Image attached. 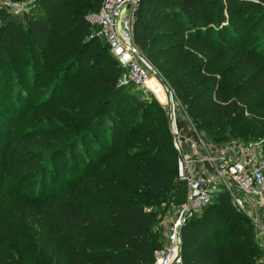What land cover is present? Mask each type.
I'll list each match as a JSON object with an SVG mask.
<instances>
[{
  "label": "trees",
  "instance_id": "trees-1",
  "mask_svg": "<svg viewBox=\"0 0 264 264\" xmlns=\"http://www.w3.org/2000/svg\"><path fill=\"white\" fill-rule=\"evenodd\" d=\"M100 6L101 0H42L41 12L22 13L18 20L0 11V91L15 92L10 102L0 94V171L16 161L22 182L37 181L38 201H18L25 216L40 219L49 264H149L161 245L151 230L153 206L181 200L182 190L174 191L177 155L165 110L139 104L133 111L140 110V119L115 128L127 94L118 84L117 61L89 19ZM132 27L139 50L203 138L249 140L243 133L261 132L264 0H139ZM37 89L48 101L59 95L72 107L66 118L56 104L41 102L35 109L63 128L68 146L59 151L70 152L66 175V164L55 157L51 166L39 167L42 155L32 147L43 128L28 138L16 133L21 110ZM126 146L134 150L125 153L131 162H124L119 177L87 162L93 154L98 160L123 155ZM166 153L173 154L174 167ZM4 181L2 174L0 195ZM87 192L99 198L82 199ZM10 233L0 209V235ZM181 239L183 264H264L251 222L225 193L182 226Z\"/></svg>",
  "mask_w": 264,
  "mask_h": 264
},
{
  "label": "built area",
  "instance_id": "built-area-1",
  "mask_svg": "<svg viewBox=\"0 0 264 264\" xmlns=\"http://www.w3.org/2000/svg\"><path fill=\"white\" fill-rule=\"evenodd\" d=\"M42 0H1L0 11L29 13ZM139 0H101L97 14L89 19L98 25V36L117 61L120 86H134L152 95L165 110L172 146L176 151L175 180L184 184L182 201L165 229L161 245L149 264H183L181 228L202 214L218 193H225L231 205L252 225L255 244L264 250V145L262 140L232 138L214 143L193 127L175 94L155 67L141 53L133 35V21ZM160 90L164 99L158 97ZM180 106L183 120H178ZM180 121L183 127L179 126ZM185 128V130H184ZM147 211L150 208L146 209ZM264 262V260H261Z\"/></svg>",
  "mask_w": 264,
  "mask_h": 264
},
{
  "label": "rangeland",
  "instance_id": "rangeland-1",
  "mask_svg": "<svg viewBox=\"0 0 264 264\" xmlns=\"http://www.w3.org/2000/svg\"><path fill=\"white\" fill-rule=\"evenodd\" d=\"M1 1V0H0ZM41 12L38 6L35 8ZM34 9V10H35ZM2 12L6 13V9H2ZM11 15L10 17L14 18V20H18V15H13L11 13H7ZM262 38V36H261ZM259 44H262L258 41ZM256 46L255 43L252 44ZM160 72V71H159ZM161 73V72H160ZM163 78V77H162ZM164 79V78H163ZM9 80V79H8ZM165 80V79H164ZM10 81V80H9ZM8 81V84L10 83ZM166 81V80H165ZM167 83V82H166ZM7 84V82H6ZM125 92L127 94V98L120 104L118 113L120 114V121L115 123V128L121 129L122 125H125L126 122L132 123L140 119V110L137 109L133 111V109L137 105H150L158 104V101L150 95L145 93L140 88L134 86H126ZM32 94L29 96V101L27 102V107H23L21 110L24 113L22 118L21 130H17V134H21L24 132V137L28 138L32 136L35 130L38 128H43L45 133L37 140L35 145L32 147L33 152H39L42 155V159L40 161V165H49L51 166L50 160L54 157L56 160L66 164V169L64 175L68 174L70 171V166H68V161L70 159V152H66L62 155V152L59 150H63L65 146H68L65 139L63 128L56 121L50 122L41 117V114H38L36 109L37 103L46 104H56L57 108L63 113L65 118L71 113L72 107H67L68 103L65 100H61L60 96L55 100L48 101L45 98L44 93H40L39 89L31 91ZM6 96L7 101L10 102L12 97H15V92L11 88H7L4 91H0V94ZM158 97H163V90H160L158 93ZM177 100V98H175ZM177 103L179 101L177 100ZM3 108V107H2ZM4 111V109H2ZM4 113V112H3ZM10 114V112H8ZM12 114V113H11ZM7 115V114H6ZM178 120H183V112L181 111L180 106L177 109ZM109 119V118H108ZM112 120L109 119V126L113 125ZM186 127V124H184ZM185 130V128H184ZM245 138L250 140H262L264 145V122L262 124L261 132L255 134H247L243 133ZM239 135V132H236L235 136ZM206 136V135H205ZM36 138V137H35ZM62 148V149H61ZM79 150H82L80 145L77 147ZM264 148V147H263ZM94 149V147H93ZM134 149L132 147H125V151L123 155H114L111 158H100L99 160L95 158V155L88 156V164L91 167L92 165H97L104 172L109 173L112 177H119L122 175L124 171V162L130 159L125 155L126 152H132ZM166 157L171 159V166L174 167V156L171 153H166ZM1 162V160H0ZM3 169L0 171V175L4 174V185L2 189V194L0 195V209L2 212L3 221L6 224V228L11 232L7 235H0V264H49L48 257L43 252V244L41 243L42 239L40 236V228H39V217L31 213L29 216H25L21 209V203L18 201L19 198H22L24 201L37 202L40 198L38 192V183L35 180H25L21 181V178L18 177L20 172H22L18 162H5L2 164ZM178 186V187H177ZM180 186V187H179ZM174 191L179 188L181 189V200L183 198L184 192V184L174 180ZM99 198V195L94 192H87L82 196V199H90L94 200ZM176 200H179L178 198ZM153 212L156 219V225L151 229L156 237L162 241L165 229L170 221L174 218L176 214L175 204H169L165 206V204H160L157 206H153ZM201 216V214L199 215ZM256 245V244H255ZM257 257H259V261L264 260V250L259 248L257 245Z\"/></svg>",
  "mask_w": 264,
  "mask_h": 264
},
{
  "label": "crops",
  "instance_id": "crops-1",
  "mask_svg": "<svg viewBox=\"0 0 264 264\" xmlns=\"http://www.w3.org/2000/svg\"><path fill=\"white\" fill-rule=\"evenodd\" d=\"M183 125H184V124L180 121L179 126H180V127H183Z\"/></svg>",
  "mask_w": 264,
  "mask_h": 264
},
{
  "label": "bare ground",
  "instance_id": "bare-ground-1",
  "mask_svg": "<svg viewBox=\"0 0 264 264\" xmlns=\"http://www.w3.org/2000/svg\"><path fill=\"white\" fill-rule=\"evenodd\" d=\"M165 98V94L163 93V97L162 98H160V99H164Z\"/></svg>",
  "mask_w": 264,
  "mask_h": 264
}]
</instances>
